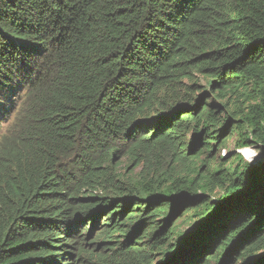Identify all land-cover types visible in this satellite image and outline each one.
I'll list each match as a JSON object with an SVG mask.
<instances>
[{
  "label": "trees",
  "instance_id": "16d2710c",
  "mask_svg": "<svg viewBox=\"0 0 264 264\" xmlns=\"http://www.w3.org/2000/svg\"><path fill=\"white\" fill-rule=\"evenodd\" d=\"M1 99L0 264H264V0H0Z\"/></svg>",
  "mask_w": 264,
  "mask_h": 264
},
{
  "label": "rangeland",
  "instance_id": "374dc122",
  "mask_svg": "<svg viewBox=\"0 0 264 264\" xmlns=\"http://www.w3.org/2000/svg\"><path fill=\"white\" fill-rule=\"evenodd\" d=\"M193 78L195 79L194 80L195 82L199 83L197 86L193 87L194 89H198L199 87L205 86V81L202 79L201 76H199L198 74H195L193 75ZM184 83H187V81L184 80ZM190 83H192V81H190L188 84ZM21 96L22 94L20 95V97ZM3 101L5 100L3 99L0 100V108L1 106H3ZM20 101H21L20 98L16 99L15 104H14L15 108L19 105ZM13 117L14 116L12 112L8 118L6 119L4 118V120L0 123V135L5 132L7 125L13 120ZM237 141H238V135L233 134L232 136H229L225 145H223L218 151L216 150V157L218 159L217 160L218 164H226V163L229 164L230 163V160H232L231 158H233V156L236 155V152L239 149V147L237 146ZM243 157L247 159L249 155L245 153ZM126 166H127V162L123 160L117 169L119 170L120 173H130V171L132 170L131 167L129 169H126ZM184 226L185 227L182 229L188 228L190 224H185ZM100 246H102V244ZM97 251L100 252L99 246L97 247ZM108 251L109 250H104L102 251V254L107 255L109 253ZM111 254L112 252L109 253L108 258L110 257ZM160 257H161L160 253H157L156 255H154L152 258L153 264H156V262L160 259Z\"/></svg>",
  "mask_w": 264,
  "mask_h": 264
},
{
  "label": "snow or ice",
  "instance_id": "6c2138e0",
  "mask_svg": "<svg viewBox=\"0 0 264 264\" xmlns=\"http://www.w3.org/2000/svg\"><path fill=\"white\" fill-rule=\"evenodd\" d=\"M249 155H254V153H249Z\"/></svg>",
  "mask_w": 264,
  "mask_h": 264
}]
</instances>
